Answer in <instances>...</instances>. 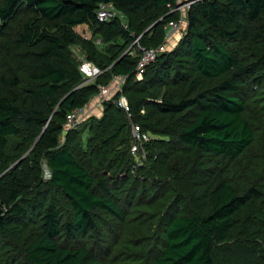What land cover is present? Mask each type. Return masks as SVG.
<instances>
[{
	"label": "trees",
	"instance_id": "trees-1",
	"mask_svg": "<svg viewBox=\"0 0 264 264\" xmlns=\"http://www.w3.org/2000/svg\"><path fill=\"white\" fill-rule=\"evenodd\" d=\"M173 2L0 0V264H264V0L197 1L137 79ZM114 75L145 159L112 101L63 134Z\"/></svg>",
	"mask_w": 264,
	"mask_h": 264
},
{
	"label": "built area",
	"instance_id": "built-area-1",
	"mask_svg": "<svg viewBox=\"0 0 264 264\" xmlns=\"http://www.w3.org/2000/svg\"><path fill=\"white\" fill-rule=\"evenodd\" d=\"M197 1L199 0H174L173 3L168 4L170 9L169 14L175 13L176 17L167 23L164 43L158 46H148L141 42V35L134 39L127 51L139 57L135 70L137 79H142L146 67L155 62L158 56L166 51L167 43L171 40V38L175 34L184 32V25L188 21L189 11ZM97 17L99 21L104 22L118 17L122 18L123 13L117 10L112 3H101L97 11ZM124 27L127 28L128 25L124 23ZM97 42L100 43V40ZM76 52L78 57L81 59L80 69L84 73L86 81L94 80L103 72V70H101L93 62L87 60L85 55L81 54L78 47L76 48ZM126 79L127 76L125 75H114L108 84L99 86V92L93 98L94 100L99 101L97 104L100 106H102L105 101H112L128 112L133 139L131 152L139 157V159H145V144L151 140V136L150 133L142 131L140 125L132 122L131 120L130 105L127 97L122 93L123 85ZM87 106L88 104L83 107L76 108L68 115L67 121L63 127L64 132L74 128L86 119L85 114L87 112Z\"/></svg>",
	"mask_w": 264,
	"mask_h": 264
},
{
	"label": "rangeland",
	"instance_id": "rangeland-1",
	"mask_svg": "<svg viewBox=\"0 0 264 264\" xmlns=\"http://www.w3.org/2000/svg\"><path fill=\"white\" fill-rule=\"evenodd\" d=\"M88 25L87 24H83V25H78V26H76L75 27V31L77 32V33H80V34H82L83 36H85L86 38H89V37H91V32H90V30H89V27H87ZM187 26V22L185 23V25H184V32H182V33H180V34H175L171 39H173L172 40V42L169 44V48L171 49V48H173L176 44H177V42L180 40V38L183 36V35H185V32H186V27ZM2 39H4V37H1ZM169 43V42H168ZM75 50H76V47H75ZM77 53V52H76ZM76 56V55H75ZM78 59H79V61H81V59L78 57V54H77V56H76ZM94 63V62H93ZM96 65V64H95ZM97 103H99V101H96V100H94V98H92V100L88 103V106H87V112H86V114H85V117L86 118H88V117H90V116H100L101 115V106L100 105H98ZM90 108V109H89ZM89 109V110H88ZM66 132H63V134H65ZM87 136H88V133L87 132H85L84 133V141H85V139H87ZM150 136H151V134H150ZM151 139H152V136H151ZM44 171H45V173H48L49 174V171H48V168H47V166L46 165H44Z\"/></svg>",
	"mask_w": 264,
	"mask_h": 264
},
{
	"label": "clouds",
	"instance_id": "clouds-1",
	"mask_svg": "<svg viewBox=\"0 0 264 264\" xmlns=\"http://www.w3.org/2000/svg\"><path fill=\"white\" fill-rule=\"evenodd\" d=\"M100 6V5H99ZM114 6V5H113ZM115 7V6H114ZM103 22V21H102ZM105 22V21H104ZM92 62V61H91ZM95 64V63H94ZM81 66V65H80ZM81 70V69H80ZM83 73V72H82ZM84 74V73H83ZM96 96V95H95Z\"/></svg>",
	"mask_w": 264,
	"mask_h": 264
},
{
	"label": "crops",
	"instance_id": "crops-1",
	"mask_svg": "<svg viewBox=\"0 0 264 264\" xmlns=\"http://www.w3.org/2000/svg\"><path fill=\"white\" fill-rule=\"evenodd\" d=\"M87 27H88V26H87ZM98 40H99V39H98ZM98 40H97V41H98ZM97 43H98V42H97ZM79 49H80V48H79ZM81 54H83V53H81ZM84 55H85V54H84Z\"/></svg>",
	"mask_w": 264,
	"mask_h": 264
}]
</instances>
